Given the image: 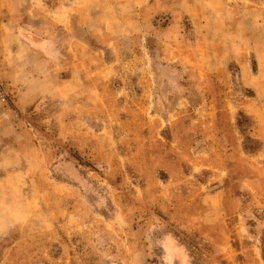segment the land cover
I'll use <instances>...</instances> for the list:
<instances>
[{
  "label": "rangeland",
  "instance_id": "obj_1",
  "mask_svg": "<svg viewBox=\"0 0 264 264\" xmlns=\"http://www.w3.org/2000/svg\"><path fill=\"white\" fill-rule=\"evenodd\" d=\"M0 78V264H264V0H0Z\"/></svg>",
  "mask_w": 264,
  "mask_h": 264
},
{
  "label": "built area",
  "instance_id": "obj_2",
  "mask_svg": "<svg viewBox=\"0 0 264 264\" xmlns=\"http://www.w3.org/2000/svg\"><path fill=\"white\" fill-rule=\"evenodd\" d=\"M9 92L7 90V86L4 83V81L0 78V99L3 102H7V100L9 99Z\"/></svg>",
  "mask_w": 264,
  "mask_h": 264
},
{
  "label": "crops",
  "instance_id": "obj_3",
  "mask_svg": "<svg viewBox=\"0 0 264 264\" xmlns=\"http://www.w3.org/2000/svg\"><path fill=\"white\" fill-rule=\"evenodd\" d=\"M4 46H5V44H3ZM7 46V45H6ZM5 50V48H3V53L1 52V56L3 57V54H5V53H9V50H7V51H4ZM9 58H10V60L12 59V55H11V53L9 54V56H8V60H9ZM17 74V73H16ZM44 78V77H43ZM40 79V78H38V79H36V83L39 85L40 84V86L45 82V79ZM9 79H11V78H9ZM12 81H14V80H17V78H16V75H15V77H13V79H11ZM14 83H17V81H14ZM42 87V86H41Z\"/></svg>",
  "mask_w": 264,
  "mask_h": 264
},
{
  "label": "trees",
  "instance_id": "obj_4",
  "mask_svg": "<svg viewBox=\"0 0 264 264\" xmlns=\"http://www.w3.org/2000/svg\"><path fill=\"white\" fill-rule=\"evenodd\" d=\"M238 120H237V124H238V126H241V124H242V121H244V120H246V117H244L241 113L240 114H238ZM248 138V137H247ZM250 140V139H249Z\"/></svg>",
  "mask_w": 264,
  "mask_h": 264
}]
</instances>
